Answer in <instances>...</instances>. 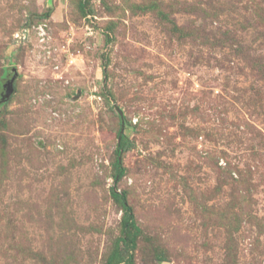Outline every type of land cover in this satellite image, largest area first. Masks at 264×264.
<instances>
[{"label":"rangeland","instance_id":"374dc122","mask_svg":"<svg viewBox=\"0 0 264 264\" xmlns=\"http://www.w3.org/2000/svg\"><path fill=\"white\" fill-rule=\"evenodd\" d=\"M0 264H264V0H0Z\"/></svg>","mask_w":264,"mask_h":264},{"label":"trees","instance_id":"16d2710c","mask_svg":"<svg viewBox=\"0 0 264 264\" xmlns=\"http://www.w3.org/2000/svg\"><path fill=\"white\" fill-rule=\"evenodd\" d=\"M121 137H122V140H121V142L119 143V145H118V153L120 154V150L124 147V145H125V141H126V137H125V135L123 134V135H121ZM117 168H118V173H117V175H119V176H121V175H123L124 174V172H125V168L121 165V163L119 162V160L117 159ZM116 175V176H117ZM116 197H119V193H117V192H115V194H114ZM136 229L138 230V227L136 226Z\"/></svg>","mask_w":264,"mask_h":264},{"label":"water","instance_id":"95a60500","mask_svg":"<svg viewBox=\"0 0 264 264\" xmlns=\"http://www.w3.org/2000/svg\"><path fill=\"white\" fill-rule=\"evenodd\" d=\"M12 70H15V68H12ZM8 86H9V91H11V89H13V87H12V80L9 81ZM9 91H8L7 96H9ZM120 115H121V117H123V115H124L121 110H120Z\"/></svg>","mask_w":264,"mask_h":264}]
</instances>
